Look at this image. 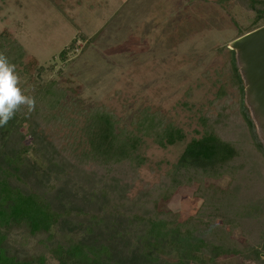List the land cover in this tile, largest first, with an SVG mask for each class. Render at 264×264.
<instances>
[{
    "label": "rangeland",
    "instance_id": "1",
    "mask_svg": "<svg viewBox=\"0 0 264 264\" xmlns=\"http://www.w3.org/2000/svg\"><path fill=\"white\" fill-rule=\"evenodd\" d=\"M255 14L237 0H0V32L9 29L47 68L44 81L54 80L65 90L60 105L49 106L48 117L37 114L27 123L0 127V159L27 149L12 184L35 190L60 214L48 233L11 228L3 240L6 254L14 261L35 255L44 264H57L46 247L73 238L103 259L154 264L146 252L149 241L142 237L143 222L108 212L126 211L121 193L132 199L142 194L143 182L158 183L187 142L201 136V118L216 113L212 100L226 80L228 54L218 48L228 49L241 31L254 29ZM18 75L22 88L27 77ZM145 106L179 126L184 138L160 146L141 136L134 153L143 162L127 190L120 184L125 178L102 180L90 160H75L89 151L91 112L111 113L116 128L132 129L133 115ZM229 180L223 175L205 183L225 188ZM194 190L195 185L178 188L164 207L180 220L196 214L203 200L193 196ZM258 211L264 217V206ZM252 231L262 261L221 255L206 264H264L263 223L260 231ZM233 235L243 238L240 229Z\"/></svg>",
    "mask_w": 264,
    "mask_h": 264
},
{
    "label": "trees",
    "instance_id": "2",
    "mask_svg": "<svg viewBox=\"0 0 264 264\" xmlns=\"http://www.w3.org/2000/svg\"><path fill=\"white\" fill-rule=\"evenodd\" d=\"M237 1L255 11L252 22L255 28L264 25V0ZM251 30L241 31L239 36ZM74 43L75 39L71 40L68 48ZM68 48L59 52L60 59H65ZM218 51L228 54L222 71L226 80L220 81L212 100L216 113L201 118V136L187 142L172 169L162 175L158 183L143 182L142 194L132 199L121 193L126 211L108 212L113 216L122 213L124 218L143 222L142 237L149 241L146 252L154 264H188L189 261L206 264L221 255H253L262 261L261 251L255 244L257 235L252 230L260 231L262 223L264 225V217L258 211L264 206V143L244 101V84L235 51L226 46L219 47ZM0 53L16 66L17 74L27 77L22 90L35 98L34 111L29 113L22 107L5 126L27 123L37 114L48 117L44 115L48 114L49 106L60 105L65 90L54 80L44 81L47 68L24 51L9 29L0 32ZM53 67L50 65V70ZM90 117L93 121L87 128L89 151L75 160L81 164L84 159L90 160L102 180L115 175L125 178L120 183L122 191L133 183L136 169L143 162V158L134 153L141 136L152 138L160 146L184 138L179 126L147 106L133 115L132 129L116 128L113 115L105 111H93ZM26 153L27 149L22 147L14 156L5 155L0 159V264H44L43 258L35 255L31 260L26 257L12 260V255L4 251L3 240L11 228L20 226L32 233H48L60 217L49 200L35 190L24 191L12 184L13 178H19L20 167L25 165ZM120 165L125 172L123 168L119 171ZM115 171H119L118 174ZM223 175L230 176L225 188L205 183L207 179ZM185 185H195L193 196L203 201L196 214L180 220L177 212L165 208L164 203ZM236 229L241 230L242 239L234 237ZM46 250L57 264H121L118 260L103 259L98 250L73 238L49 245Z\"/></svg>",
    "mask_w": 264,
    "mask_h": 264
},
{
    "label": "water",
    "instance_id": "3",
    "mask_svg": "<svg viewBox=\"0 0 264 264\" xmlns=\"http://www.w3.org/2000/svg\"><path fill=\"white\" fill-rule=\"evenodd\" d=\"M244 84V101L264 143V25L229 43Z\"/></svg>",
    "mask_w": 264,
    "mask_h": 264
},
{
    "label": "clouds",
    "instance_id": "4",
    "mask_svg": "<svg viewBox=\"0 0 264 264\" xmlns=\"http://www.w3.org/2000/svg\"><path fill=\"white\" fill-rule=\"evenodd\" d=\"M20 84L16 66L0 53V127L7 125L22 107L29 113L35 109V98L25 94Z\"/></svg>",
    "mask_w": 264,
    "mask_h": 264
}]
</instances>
